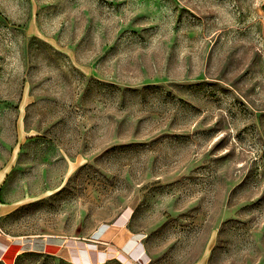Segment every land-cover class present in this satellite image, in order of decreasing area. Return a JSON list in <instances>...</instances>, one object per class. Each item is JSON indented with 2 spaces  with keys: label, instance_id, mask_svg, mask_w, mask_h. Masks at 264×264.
Segmentation results:
<instances>
[{
  "label": "rangeland",
  "instance_id": "rangeland-1",
  "mask_svg": "<svg viewBox=\"0 0 264 264\" xmlns=\"http://www.w3.org/2000/svg\"><path fill=\"white\" fill-rule=\"evenodd\" d=\"M127 213L142 264H264V0H0V232L67 247L0 264H126Z\"/></svg>",
  "mask_w": 264,
  "mask_h": 264
},
{
  "label": "crops",
  "instance_id": "crops-1",
  "mask_svg": "<svg viewBox=\"0 0 264 264\" xmlns=\"http://www.w3.org/2000/svg\"><path fill=\"white\" fill-rule=\"evenodd\" d=\"M122 218L124 219L120 225L110 224L98 228V237L109 239L112 242L107 245L113 247L99 253L98 256L100 255V257L98 259L104 261L115 257L122 259L126 264H142L144 256L142 255L141 249L144 247L145 240L143 234L140 229L131 226L129 219L130 213L122 214ZM50 238L45 237L33 241L28 238L26 239L24 236L12 237L10 235L6 236L0 232V261L4 263L13 262L18 255L25 252H45L55 247L58 248L57 252H62L67 249L65 244H60L59 246L52 245L51 242L54 240H52V237ZM128 243L131 244L130 248L123 249V245ZM76 252L80 264H94V259L91 257L89 250L81 246L76 248ZM80 252H84L83 257H81ZM100 260H98V262Z\"/></svg>",
  "mask_w": 264,
  "mask_h": 264
}]
</instances>
